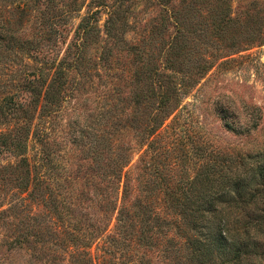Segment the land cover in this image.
<instances>
[{"label": "rangeland", "instance_id": "obj_1", "mask_svg": "<svg viewBox=\"0 0 264 264\" xmlns=\"http://www.w3.org/2000/svg\"><path fill=\"white\" fill-rule=\"evenodd\" d=\"M70 1L55 0V7L45 16L52 15L54 32L49 30L47 19L45 25L41 23L38 11L44 8V1L34 2L31 14L23 17L13 10L18 0H9L1 8L0 38L10 34L39 44L37 52L1 54L0 106L9 97L27 98L18 88L19 79L40 67L45 70L49 59L59 58L86 12L99 11L94 16L102 30L108 7L94 0H78L76 6H69ZM230 5L231 16L240 22V29L235 24L230 32L238 36L239 31L241 38L250 33L248 45L230 56L237 58L235 62L224 67L215 63L198 76L197 82L185 87L178 107L159 128H151L157 100L148 102V110L136 109L131 100V75L135 71L131 52L113 49L105 63L99 57L104 34L91 43L87 54L94 64L86 75L80 78L70 73L73 80L51 112L35 111L30 124L26 122L30 134L22 153L36 167L33 173H45L49 166L53 178L45 180L54 192L48 209L40 204V186L24 190L26 174L20 167H0V264H83L85 254L101 255L103 251L110 260L102 264H171L155 248L110 230L116 214L111 206L113 202L119 206L124 184L135 186L138 173L144 171L150 158L162 163L164 153L161 156L158 152L161 144L171 150L168 157L179 156L176 162L181 170L195 166L201 140L234 155L264 153V0H230ZM119 7L125 9L123 36L128 45L139 44L146 54L151 52L148 47H155V63L165 73H172L161 68L166 49L160 48L175 32L171 15L178 10L179 0L169 4L162 0H123ZM180 75H174L177 84ZM8 118H0V130L11 126L13 121ZM39 133L42 143L36 139ZM151 141L152 149L146 151ZM40 149L50 163L40 158ZM120 154H125L128 162L111 190L107 175L100 172ZM5 157L1 166L7 161L13 163ZM128 198L132 200L133 194ZM52 205L56 208L53 212ZM75 219H81L85 230H71Z\"/></svg>", "mask_w": 264, "mask_h": 264}, {"label": "trees", "instance_id": "obj_2", "mask_svg": "<svg viewBox=\"0 0 264 264\" xmlns=\"http://www.w3.org/2000/svg\"><path fill=\"white\" fill-rule=\"evenodd\" d=\"M7 1L0 0V10ZM37 1H44V8L38 11L42 25L47 19L49 30L54 32L56 25L52 15L45 16L55 7V0H18L13 10L18 17L29 15ZM77 1L71 0L69 6H76ZM122 1L115 0L117 5H109L107 0H94L109 8L102 30L98 26L99 19L94 16L99 11L86 12L74 27L63 54L49 59L47 66L43 67L45 70L40 67L19 79L18 88L26 93L27 98L9 97L0 106V118L9 116L8 120L13 121L8 129L0 130V162L5 156L14 160L13 163L0 164V167H20L26 174L25 191L40 186L37 195L42 208L48 209L54 193L53 189H48L45 180L53 178L48 173L49 166L45 173H33L36 167L28 161L25 152L22 153L30 134L26 122L30 124L35 111L39 114L51 112L73 80L69 79L70 73L80 78L86 75L94 64L87 54L88 48L92 42H98L101 33L104 34V45L99 57L105 63L113 49H125L134 57L130 94L135 108L148 110L151 99L157 100L152 129L159 128L178 107V97L185 87L192 86L198 76L215 63L216 67H224L235 62L237 58L230 56L242 50L241 46L248 45L247 41L252 37L250 33L241 38L239 31L238 36L233 35L234 31L230 32L232 25L240 23L231 16L230 0H179L178 10L171 15L175 32L160 48L166 49L161 68L172 72L167 74L155 63L158 56L154 54L155 47H148L151 52L146 54L139 44L128 45L123 36L125 9L119 7ZM162 1L169 4L173 0ZM9 35L0 38V56L29 50L37 52L39 42ZM219 57L223 58L218 61ZM178 74H181L179 84L173 80ZM134 121L139 120L134 118ZM36 139L44 142L40 133ZM154 141L148 143L146 151L152 149ZM197 145L195 166L181 170L176 162L179 156L172 154L168 157L167 152L171 150L161 144L158 152L161 156L164 153L162 163L150 158L152 162H147L144 171L138 173L135 186L124 184L119 206L112 203L111 208L116 214L110 230L132 236L149 249L155 248L171 264H264V153L234 155L205 140ZM41 153L40 158L50 163L45 151L40 149ZM125 159V154L117 155L100 172L107 175L111 190L128 162ZM126 174L127 171L123 172L124 177ZM129 194H133L132 200L126 199ZM54 206L52 212L56 209ZM80 223L81 219H75L71 230H85ZM104 253L102 256L85 254L81 262L102 264L110 260Z\"/></svg>", "mask_w": 264, "mask_h": 264}]
</instances>
